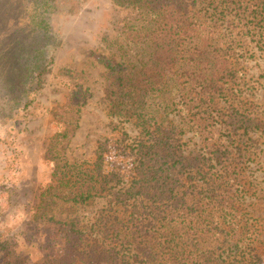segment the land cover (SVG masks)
Here are the masks:
<instances>
[{"label": "rangeland", "instance_id": "obj_1", "mask_svg": "<svg viewBox=\"0 0 264 264\" xmlns=\"http://www.w3.org/2000/svg\"><path fill=\"white\" fill-rule=\"evenodd\" d=\"M45 1L0 0V19L7 18L0 21V242L10 259L37 264L55 250L45 233L60 226L35 220V212L42 185L52 179L50 147L67 120L79 127L60 144L61 156L98 168V192L85 204L60 201L47 215L85 232V258L111 261L113 238L99 228L131 225L143 172L153 181L150 172L163 171L160 163L177 174L182 163L208 161L215 152L203 137L216 133L214 147L229 145L246 165L239 230L249 218L252 246L264 264V33L248 20L255 1L188 0L191 36L179 47L172 77L156 91L113 93L103 58L113 55L109 40L118 37L130 8L114 0H49L55 3L45 13L47 30L31 15L42 14ZM39 59L40 76L31 72ZM214 165L207 164L211 172ZM157 185L152 182V193ZM122 242L118 248L128 252Z\"/></svg>", "mask_w": 264, "mask_h": 264}, {"label": "trees", "instance_id": "obj_2", "mask_svg": "<svg viewBox=\"0 0 264 264\" xmlns=\"http://www.w3.org/2000/svg\"><path fill=\"white\" fill-rule=\"evenodd\" d=\"M18 1L9 0L11 3ZM114 1L130 9L123 12L118 37L108 42L113 55L103 58L108 91L133 88L151 92L162 88L178 65L179 47L191 36L187 29L188 0ZM253 1L256 10L248 20L257 22L256 28L264 33V0ZM196 2L194 0L193 5ZM54 3L46 0L41 7L42 14H31L37 16L47 30L51 28V19L45 18V13ZM0 21H7V18ZM11 60L10 57L7 59L9 64H12ZM39 62L40 59L31 72L40 76L43 68L39 67ZM211 83L215 84L214 81ZM76 111L79 114V109ZM65 122V129L56 134L50 147L52 179L42 185L35 212V220L46 224L54 222L60 227L55 230L49 224L45 235L47 241L54 243L55 250L37 264H206L211 257L215 264H258L260 256L252 246L249 218L239 230L248 183L246 165L236 160L229 145L223 149L214 147L217 143L211 141L216 133L203 137L205 146L215 152L208 161L182 163L177 174L163 163L159 164V170L163 171H151L154 183L159 184L158 191H150L153 181L143 172L145 176L137 190L141 197L135 198L140 207L144 206L143 212L140 213L142 210L138 206L137 212L130 214L131 225L113 222L104 229L99 228L101 236L106 233L113 238L109 244L115 250L111 261L107 263L90 255L85 258V232L73 222L55 221L47 215L60 201L85 204L98 192V168L83 161L70 162L61 156L60 144L79 127L78 122ZM247 127L242 128L248 132ZM208 163L215 164L213 172ZM148 167L151 170L152 167ZM183 181L185 184L181 185ZM243 235L250 239L240 242ZM58 236L62 238V244L57 242ZM92 239L100 241L96 236ZM119 239L123 241L122 247L126 239L128 252L118 248ZM0 248L4 255H0V264H21L10 259L11 250L1 242Z\"/></svg>", "mask_w": 264, "mask_h": 264}]
</instances>
